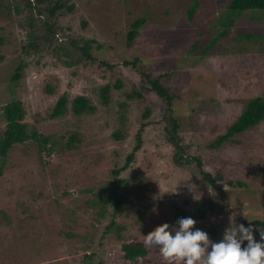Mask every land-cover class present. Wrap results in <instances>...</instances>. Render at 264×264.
<instances>
[{"label": "rangeland", "instance_id": "rangeland-1", "mask_svg": "<svg viewBox=\"0 0 264 264\" xmlns=\"http://www.w3.org/2000/svg\"><path fill=\"white\" fill-rule=\"evenodd\" d=\"M63 1L67 6L74 3V11L64 9L52 17L47 10V16L69 37L97 41L92 50L95 61L71 45L73 61L66 63L71 57L41 40L37 41L44 47L41 52H25L31 30L26 0H0V26L6 40L0 48L5 56L0 62V109L13 98L21 99L26 119L45 135L60 139H53L55 150L63 149L61 141L65 143L73 132L79 136L69 151L50 153L48 144L42 153L44 163L36 157L41 154L32 140L9 152L0 176V209L7 211L11 221L6 222L0 210V264H168L155 249L128 260L122 245L146 244L147 235L173 224V217L185 210L186 217H193L195 227L212 240H219L232 220L240 224L264 219V121L238 136L240 142L211 146L250 100L264 96V11L233 15L231 0ZM37 5L41 11L52 4ZM228 16L233 21L222 36ZM140 17L146 22L128 46V31ZM37 28L41 35L40 25ZM136 57L139 69L125 64ZM19 64L24 67L17 83L12 77ZM141 70L160 76L175 95L171 116L181 122L189 153L201 157L204 169L214 176H223L216 185L195 164L174 162V147L165 130L170 115L155 93L128 99L127 92L141 87ZM118 81L122 87L116 86ZM106 83L113 85L108 105L98 96L99 87ZM64 93L70 99L86 95L97 111L78 117L69 110L51 118ZM125 101V137L119 141L114 132L122 127L120 108ZM147 107L151 114L145 117ZM142 123L147 125L135 162L114 176L113 170L125 164L135 146ZM4 130L0 114V135ZM130 178L137 182L140 178L144 192L136 195L133 185H123L119 193L125 209L106 232L116 207L102 202L91 206L88 199L104 194L113 182ZM209 200L222 208L218 214L211 213Z\"/></svg>", "mask_w": 264, "mask_h": 264}, {"label": "trees", "instance_id": "trees-1", "mask_svg": "<svg viewBox=\"0 0 264 264\" xmlns=\"http://www.w3.org/2000/svg\"><path fill=\"white\" fill-rule=\"evenodd\" d=\"M38 3H50L52 4L50 8H45V10H39ZM26 8H28L29 11V22L31 25V30L29 31V38L30 41L28 42L27 47L23 48L25 52L27 53H38L41 52L44 47L38 46V40L46 41L49 43H54L55 48L60 49L63 51L64 54H66L68 57H71L66 63H71L73 61L72 59V51L70 49L71 45L79 49L82 53V56L90 59L92 61H95V56L92 54V50L94 48V43L97 42L94 39H85L80 38L78 40H75L64 31L60 32L59 27L56 24V21L53 20V18H50L47 16V10H49V14L52 17H56L57 14L62 13V10L66 9L67 11L73 12L75 9L74 3H71L70 5H66L63 0H26ZM196 6H193L190 9V16L192 17L195 12ZM230 11L234 14H241L244 11L247 10H261L264 11V0H231ZM42 12V13H41ZM45 15V17L43 15ZM228 22L223 23L224 30H222L221 35L225 36L228 34L229 31V25L232 24V17H227ZM40 24H39V23ZM146 22V18L140 17L137 18L133 23L128 31L127 34V43L128 46H131L137 36L139 35L140 28L143 26V24ZM86 24V22H84ZM40 25L41 30L43 33L41 35L37 34L35 29H38L37 26ZM253 36V35H252ZM5 37L2 34V27L0 26V48L5 44ZM98 48L102 46V44L97 43ZM27 48H31L28 50ZM207 50V48H206ZM205 50V51H206ZM5 59V56L0 53V62ZM78 59H81V56H78ZM80 61V60H78ZM140 59L136 57L133 61H125V64L133 66L135 69H139L138 63ZM103 64H108L105 61H102ZM110 67H113L112 65H109ZM24 65L19 64L17 68L15 69L14 75L12 77V80L15 82H19V79L22 77V70ZM141 75L143 76V82L141 84V87L137 88L134 87L132 91L127 92L128 99H135V98H142L146 94L149 93H155L159 99L163 102L164 112L166 111L167 116L170 115V124H168L165 127L166 130V139L167 141L174 147V154H173V160L176 164L179 166H187V165H194L201 168V172L203 174V177L212 185H216V182L218 180H222L223 176L221 174H216L214 176L210 171L204 169V164L198 155H193L192 153H189L190 145L186 144L184 141V137L181 135V122L177 117L174 116L175 112V95L172 93L170 88L165 85L162 81V78L160 76L153 77L152 72H146L145 70H141ZM112 84L106 83L99 87L98 89V96L100 98V101L108 105L111 100V94H112ZM116 86L122 87L123 82L118 81ZM48 90L51 91V89L48 87ZM128 103L125 101L121 103V116L120 120L122 123V127L119 128L114 132V137L117 140H123L125 137V122H126V110ZM71 111L75 116L81 117L86 114H92L97 111V106L92 102V100L87 97L86 95H78L74 99H70L68 93H64L60 96L57 103L55 104L53 111L50 114L51 118H58L66 114L68 111ZM0 114L3 118V121L5 123V130L0 135V157L2 158V164L0 166V176L4 173V165L6 158L8 157L9 152L14 149L16 145L23 144L26 142H29L32 140L35 143H38L39 146V153L38 158L39 162L44 163L46 160H44V157L42 153L44 152V148L48 145V150L51 152L56 153V151H66V150H72L76 147V142L79 140L78 133L73 132L71 135H69L66 138V142L64 143L61 141V146H63V149H56L53 146L54 138H58L55 134H47L45 135L42 131V129H38L36 124H31L26 119V108L21 99L13 98L9 102H7L5 105L2 106L0 109ZM151 109L147 107L146 112L144 113L145 117L150 116ZM173 114V116H171ZM264 121V96L260 95L252 100H250L247 104L246 109L243 111V113L238 117V119L231 124L227 130L221 134L218 135V137L211 143V146L213 147H220L224 145L227 142H240L238 140V136L241 134H244L250 129L255 128L257 125H259L261 122ZM147 123H142L139 131L136 134V144L131 150V152L128 153L125 164L120 167L119 169H114L113 174L114 176L120 175L121 172L127 170L130 168L131 164L135 162L137 152L142 148L143 145V132L146 128ZM62 139L64 136H61ZM59 139V138H58ZM60 140V139H59ZM28 151V150H27ZM46 152V150H45ZM26 155V154H25ZM130 178L127 179H120L118 181L113 182V185L109 187H105L103 189L104 194L109 193L107 197H104V194L97 193L95 196H93L92 199H88V201L91 202V206H96L104 203V205L107 204H113L114 207H116L112 211V219L107 225L106 229L108 231L111 230V228L114 227L116 223V214L124 210L123 206V196L119 191L121 188H124L123 185H127L126 183H130L133 185V193L135 192L136 195H140L144 192V188L142 186L140 178ZM140 182V183H139ZM231 182V181H228ZM96 197V199H95ZM210 209L212 214H218L222 208L217 207V205L212 204L213 201L209 200ZM208 202H205V204ZM205 204L200 207V216H204V209ZM208 206V207H209ZM107 208V207H106ZM1 213L3 214V218L6 222H10L11 219L7 214V211L0 209ZM188 212L181 211L180 213H177L173 219L172 222H175L180 217H186V214ZM99 214L101 216L104 215V210L100 211ZM246 226L249 223H252L254 227V236L256 239H259V231L257 229L264 230V219H258L253 221H246L243 222ZM216 234L218 232L215 231ZM122 249L125 252V258L128 260H136L139 257H144L148 253V248L146 247V244L143 241H131V242H125L122 245ZM86 257H90V255H85ZM84 264H91L89 262H86Z\"/></svg>", "mask_w": 264, "mask_h": 264}, {"label": "clouds", "instance_id": "clouds-1", "mask_svg": "<svg viewBox=\"0 0 264 264\" xmlns=\"http://www.w3.org/2000/svg\"><path fill=\"white\" fill-rule=\"evenodd\" d=\"M196 223L191 216L180 217L147 235L146 247L159 250L168 264H264V230L257 229L256 239L252 223L232 220L222 237L212 240Z\"/></svg>", "mask_w": 264, "mask_h": 264}]
</instances>
